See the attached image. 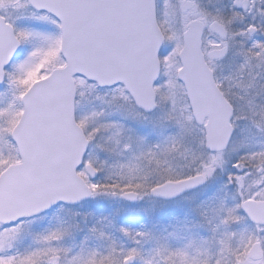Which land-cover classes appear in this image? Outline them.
I'll return each instance as SVG.
<instances>
[{"label": "snow or ice", "instance_id": "1", "mask_svg": "<svg viewBox=\"0 0 264 264\" xmlns=\"http://www.w3.org/2000/svg\"><path fill=\"white\" fill-rule=\"evenodd\" d=\"M0 264H264V0H0Z\"/></svg>", "mask_w": 264, "mask_h": 264}]
</instances>
